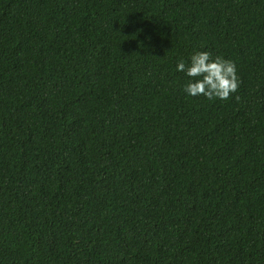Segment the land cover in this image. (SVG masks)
<instances>
[{
    "label": "trees",
    "instance_id": "16d2710c",
    "mask_svg": "<svg viewBox=\"0 0 264 264\" xmlns=\"http://www.w3.org/2000/svg\"><path fill=\"white\" fill-rule=\"evenodd\" d=\"M0 264H264V0H0Z\"/></svg>",
    "mask_w": 264,
    "mask_h": 264
},
{
    "label": "clouds",
    "instance_id": "9594fccd",
    "mask_svg": "<svg viewBox=\"0 0 264 264\" xmlns=\"http://www.w3.org/2000/svg\"><path fill=\"white\" fill-rule=\"evenodd\" d=\"M175 71L188 78L182 88L187 97L227 100L240 84L236 63L220 55L213 57L206 50H193L187 62L178 58Z\"/></svg>",
    "mask_w": 264,
    "mask_h": 264
}]
</instances>
